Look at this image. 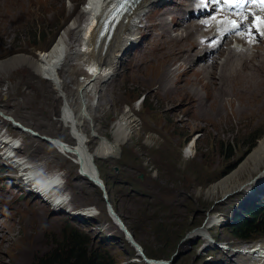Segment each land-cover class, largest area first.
Returning a JSON list of instances; mask_svg holds the SVG:
<instances>
[{"label": "rangeland", "instance_id": "obj_1", "mask_svg": "<svg viewBox=\"0 0 264 264\" xmlns=\"http://www.w3.org/2000/svg\"><path fill=\"white\" fill-rule=\"evenodd\" d=\"M87 6V0H0L1 54L8 57L20 52L38 58L46 52L40 51L42 48H51L53 44L63 48V40L69 52L62 69L51 68L49 73L36 76L22 64L16 70L0 75V107L8 113L4 114L0 109V118L4 120L0 123L13 121L9 122L10 127L5 131L18 133L20 151L30 152L31 145L23 138L27 135L42 150L44 168L47 166L48 171H59L65 180L66 175L76 177L82 189L87 186L88 194H81L78 207L70 202L63 204L67 212L90 210L94 215L91 221L85 220V228L84 219H73L72 214L63 216L64 221L73 223L71 225L61 227L52 221L51 225L43 226L41 224L48 220L46 216L22 223L24 218L35 213L25 210L15 225L8 226L11 229L0 234L11 235L7 244L9 248L24 230L39 224L43 248L13 263L42 264L49 252L73 241L80 242L86 250L95 251L104 258L102 263L109 264H148L136 255L134 244L139 245L145 258L164 263L178 256L174 264H240L238 252L264 241L263 229L253 235V243L231 233L234 214L239 216L242 206L254 201L247 200L240 205L241 198L248 196L242 189L249 191V182L264 173V163L250 173L256 162L249 159L264 138V96L252 94L244 106L238 103L236 97L240 93L263 90L264 51L255 60H242L256 63L237 65L240 61L236 59L242 52L235 53L234 48L227 51L228 43L218 50L222 59L216 58L218 51L213 54L215 68L206 75V72L199 74V67L202 66L190 65L182 67L184 71L180 69L178 77L176 71H172L180 63L176 61L170 68L172 74L165 77L166 63H172L177 57L173 54L156 56L154 38L165 46L168 44V29L163 25L160 14L155 15L150 24L145 16L151 10H144L136 26V38L143 26L152 25V28L141 34L142 38L135 46L119 53L115 74H110L97 91L99 99L96 102L101 105L99 129L91 134V125H80L79 130L83 128L84 134L88 133L86 141L81 143L77 139L81 132L64 116L62 119L59 110L65 101L61 82L72 81L71 70L75 66L83 70L74 75L80 81L84 69H88L81 60L82 55H72L73 49H84L80 43L88 21V13L83 11ZM76 30H80L76 34L79 38L74 35ZM169 36L176 40L180 38L177 34ZM262 44L263 41L253 47L261 51ZM1 54L0 58L4 57ZM224 61L228 63L225 67ZM216 65L220 66L218 71ZM153 79L155 84L152 86ZM164 86L170 89L164 90ZM186 90V96L179 94ZM214 93L221 95L222 100L216 99ZM143 96L145 98L141 103ZM125 111L133 114L136 126L116 143L114 156H98L93 161L95 168L92 167L93 176L90 177L101 184L96 182L97 186L88 179L79 178L78 166L74 162L77 158L64 151L61 153L50 139L74 146L78 142L84 155H90L99 147L98 138L115 144L113 126L121 120ZM200 113L203 118H210L198 122L195 114ZM185 146L188 148L183 149ZM83 166L86 167L85 161ZM237 171L239 176L236 179L240 182L237 190L226 195L221 190H209L214 183ZM258 182L251 189L264 185V181ZM66 191L67 198H70ZM249 192V198H253L255 190ZM256 196L261 202L264 188ZM254 219L256 222L264 219V212L255 214ZM205 228L206 232L203 231ZM126 232L131 235L130 239ZM0 242L4 243L6 239L0 237ZM11 255L9 251L0 252V257L5 258L2 263L9 264ZM226 256L229 260L222 263Z\"/></svg>", "mask_w": 264, "mask_h": 264}, {"label": "bare ground", "instance_id": "obj_2", "mask_svg": "<svg viewBox=\"0 0 264 264\" xmlns=\"http://www.w3.org/2000/svg\"><path fill=\"white\" fill-rule=\"evenodd\" d=\"M103 1L104 0H87L88 6L85 7L83 9V11L84 12L88 11V16H89L90 15V13H89L90 8L93 5H94L93 10H95L97 7V11H99L98 9L100 7V11H102L101 4ZM160 1L161 0H141L138 3V5L131 11V13H129L127 15L126 19L121 20L118 23V25L115 28L113 37L111 38V40H110V42H109V44H108V46L104 52L102 51L103 40L101 41L97 52L94 50L95 39H96L98 31L95 32L94 31L95 28H93L91 33H89L91 30V26L88 22H86L85 29H84L85 30L84 31V38H82L81 43H80V46L84 44V49H83L84 51H81V50L75 51L73 49L72 55H74V54L75 55H82L81 60L88 69H84V72L81 74V75H83V78L81 81L77 80L76 77H74V75L76 73H78L79 71H83V70L77 66L74 67L73 71L71 70L73 77H72V81H69L68 83H71L74 87H71V85H69L66 82V80L61 82V84H62L61 85V91L63 92L65 101H64L63 105H61L62 107L59 110L60 115L64 116L67 119L66 120L67 122L68 121L71 122L72 125L75 126L77 131L81 132V134H79L77 136V139L79 140V142L84 143L86 141L85 137L88 136V133H87V135L84 134L83 128L82 129L80 128V130H79L80 125L82 127H85L86 124L91 125L92 126L91 129L89 128L90 126L88 127L90 129V133L96 132V130L99 129L98 117H99V111L101 112V107H100L101 105H100V102H98V103L96 102L99 99L97 96V91L102 86V84L110 78V74L111 75L115 74L116 65H117V63H119V59H120L119 53H121L125 48H127V49L130 48L131 45L137 41L136 37L138 34V28H136V26L139 24V19H140V16L142 15V11L144 10V8L147 5H149L150 3L155 4L156 2H160ZM108 4H109V1L103 7H106ZM100 11H99V13H100ZM181 11H182L181 7L180 8L178 7L175 11H173V19H176L175 23H177L178 14ZM168 12H170L169 9H164L163 11L160 12V15H162L164 13H168ZM95 18L97 19V16H95ZM151 28H152V25L143 26L141 33L144 34L143 32H146L147 30H150ZM161 28H163V27L161 26ZM164 30H165V28L163 29V31ZM78 31H80V30H78ZM78 31L76 30L74 32L75 33L74 35L76 37H78L76 35ZM166 39H167L168 44H166L164 46L161 43H159V40L157 38H154L156 56L162 54L160 57H163V56H167L168 54H173L175 57H177L176 59L172 60V63L171 62L166 63L167 68H166L165 74H164L165 77L172 74V71H176V76L179 77L180 73H181L180 69L182 70V67H190V65H198L195 63H191V58H193L197 52L208 51V48L206 46L199 47L198 43H196V42L194 44H192V46H189L184 41V39L181 35H180V38L178 40H176L174 38H171L169 36V34L166 33ZM63 42H64L63 48H60L59 46L57 47L53 44V46L51 48L49 47V49L46 50V52L44 54L42 53L43 55H41V57H38V58L29 57L28 55H24L20 52H15L8 57H6L7 55L5 56L4 54L0 53L1 55H4V57H5V58L2 57L3 59L0 58V75L1 76L5 75L11 69L16 70L22 64H25V67L30 69L33 72V74L36 76L37 75L41 76V74L43 72L49 73L51 68L58 67L59 69H62V67L65 64V61L69 57V55H68L69 52L67 51L68 46H67V44H65V40H63ZM82 42H83V44H82ZM260 47H262V46H260ZM176 51H180V53L177 54ZM262 51H263V49H262ZM233 52L238 53L239 51L236 49H233ZM90 60H92L94 62V64L91 63ZM176 61H179L180 63L178 62L179 65L171 71L170 68H171L172 64H174ZM198 61H199V58H198ZM224 63H225V61H224ZM254 63H256V62L240 61L237 65H241V64L252 65ZM258 64L259 63H257L256 65H258ZM224 67H225V65H224ZM242 67H243V65H242ZM214 68H215V64H214V59H213V64L210 67H208V66L199 67V74H201V73L203 74L206 72L205 73V75H206L207 73H209L211 71V69H214ZM236 68H237V66H236ZM238 68H240V67H238ZM183 71L184 70H182V72ZM234 71H235V69H234ZM169 72H171V73H169ZM225 73H226V71H225ZM256 77H257V75H256ZM222 78H224V77L222 76ZM154 80L155 79L152 80V83L150 85L153 86L155 84ZM261 80L263 83L264 78ZM258 81L260 82V80H258ZM247 82H249V80H247ZM262 83H261V85H262ZM164 87H165V88H163L164 90H168V88H169V87L167 88L166 86H164ZM171 88H173V87H171ZM252 92L253 93H250V94H245V93L241 94L240 93L239 95H237L236 98L238 99V103L241 106L248 104L249 96L252 94H259V95L264 96V88L262 91H252ZM90 93H91V95H89ZM179 94L186 96L187 90L183 91V92L180 91ZM225 95L229 96V94H227V93ZM214 97H216V99H218V100H222V96L218 95L217 93H214ZM6 98H8V97L6 96ZM231 98H233V100H234V97H231ZM227 103L229 104L230 101H228ZM190 107H192V106H190ZM190 107H188V110H190ZM222 107H223V105H222ZM0 109L3 111L4 114H8L1 107H0ZM218 109H220V106H218ZM125 112L126 113L122 116L121 120L119 122L115 123L113 126V128H114V132H113L114 141H113V143H115V144H111L107 139L98 138V140H100L98 142L99 147H96V150L94 152H92V153L90 152V155L88 154V156L93 161L98 156H103V155H105L106 157L114 156V154H115L114 151L117 150L116 143L118 141H122L124 139V137L127 136V134L131 130L135 129L136 120L132 117L133 114L131 115L129 113V111H125ZM203 117L204 116L202 115V113H200L199 115L195 114V118L198 122H204L205 119L210 118V116H207L205 118H203ZM0 121H4V120L0 118ZM24 126L31 128L30 126H28L26 124H24ZM14 134L17 135L18 133H14ZM82 134H84V135H82ZM26 136L27 135H23V138H24V140H26V142H28L31 145L30 146V152L29 151L27 152L26 150L25 151L21 150L20 155H22V156L25 155L24 158L27 161H29L30 163H32L31 168H37L38 170H43V172H45L47 170V168H46L47 166L44 168V165H43L44 160L41 159L42 150L40 149L39 145L33 143L30 140V138L26 137ZM76 146L78 148H80L81 145L78 144V142H77ZM22 149H25V148L22 147ZM62 150L68 154H73L72 151L67 149L65 146L62 147ZM249 159L250 160L255 159L254 162H256L254 167L252 168V171H250V173L256 171L258 169V167L264 163V138L259 141L257 147L252 151L251 155L249 156ZM85 164H86V167L83 166V168L87 171V173H78L79 174L78 177L88 179L89 181H91L95 185L96 179L91 178L93 176L92 167L88 166L86 161H85ZM6 169H7V173L0 177V183H2L7 178L13 179L14 184H20L21 181H24L21 173L24 172L26 170V168L21 167V164L14 166L12 169H8V168H6ZM96 170H97V168H96ZM0 171H1V167H0ZM97 173L99 174L98 170H97ZM237 176H239V171L234 172L231 175H229V176L221 179L220 181L214 183L211 186V189H209V190H211V192H214L215 190H217V191L221 190L223 195H226V194L232 192L233 190H237L240 187V185H239L240 182H238V179H236ZM76 179H77L76 177H70L69 175H66L65 188L64 189L68 190L69 194L71 195V197L69 198V202L72 203L73 206L78 207L79 201L81 200V194L86 196L88 194L89 189L87 188V186L82 189V186L80 185V183ZM258 181H260V182L264 181V173L261 174L260 177L257 178L256 180L250 181L248 186H247L249 191L255 190L253 198H249L251 194L249 191H247L246 188L242 189V192L248 193V196H243L241 198V200L239 201L240 205H242L243 202H245L247 200H251V199L254 200L253 202H250V204H254L259 200L256 195L261 188H264V185L260 186V188L258 187L257 189H254V190L251 189L253 187H256V185L259 183ZM253 183H255V184H253ZM245 189H246V191L244 192ZM13 190L14 189H12V188H8L4 192L9 193V192H12ZM27 196H29V195H27ZM51 206H52V208L56 207L57 209H59L58 213H52L51 212V209H52ZM62 207H63V203H54V205H51L47 201L42 202L38 199H33V200L29 201L21 209L20 214L18 216H16L15 218H12L10 220L0 219V232H7L9 229H11L8 226L15 225L20 220L21 216H23L22 213L25 210H32L35 213L32 216L24 218L22 223L24 221H36L37 219H41L43 216H46L48 218V220L44 221L43 224H41L43 226L51 225L52 221H54V222L56 221L58 226H61V227L71 225L73 223L71 221H64L63 216L67 215V214H69V215L72 214V216L71 215L70 216L73 219H78V220L84 219L83 220V228H85V227H87L85 224V220L91 221L90 218H92L94 216L93 213L90 212V210H89V212H86V211L77 212L76 211L74 213V211H73V212L69 213L65 210H62ZM97 215L98 214H96V216ZM193 220H195V219H193ZM7 222H9V223L7 224ZM98 226H100V225L98 224ZM39 227H40V225L38 224L37 226H34L31 229L24 230L23 233L13 242L12 246L9 248L7 247V244L10 243L9 239L11 238V235L5 236L4 234H0V237H3L6 239V242H4V243L0 242V252H3V251L8 252L9 251L12 253V255L8 259L9 264H14L16 262V260H18V259L19 260L25 259V257L28 255V253H30V252L35 253L36 251H39L43 248V246H42L43 241H41L42 237H40L41 232L39 230ZM203 231L206 232L207 228L203 229ZM100 232H102L101 229H100ZM46 237H48V236H46ZM134 247H135V250L137 251V253L139 252V254H142L141 249L139 248L138 244L134 245ZM105 250H108V249H105ZM30 254H32V253H30ZM237 255H238V257L237 256L236 257L238 258V262L240 264H264V241H261V242H258V243L251 245L250 247L247 248L246 251L244 250L241 253L238 252ZM142 257H143V262L148 263V264H168L169 263V261H168V263H164V262L151 260L149 258L146 259L143 256V254H142ZM227 260H229L228 256H226L223 259L222 263L227 262ZM3 261H5V258L0 257V264H3L2 263Z\"/></svg>", "mask_w": 264, "mask_h": 264}, {"label": "trees", "instance_id": "obj_3", "mask_svg": "<svg viewBox=\"0 0 264 264\" xmlns=\"http://www.w3.org/2000/svg\"><path fill=\"white\" fill-rule=\"evenodd\" d=\"M143 96L141 103H143ZM261 211L260 206H243L242 213L235 217L231 233L244 240L252 241L258 230H264V219L255 221L254 216ZM102 256L95 251L86 250L80 242H67L63 248L52 250L43 258L42 264H109L102 263Z\"/></svg>", "mask_w": 264, "mask_h": 264}, {"label": "snow or ice", "instance_id": "obj_4", "mask_svg": "<svg viewBox=\"0 0 264 264\" xmlns=\"http://www.w3.org/2000/svg\"><path fill=\"white\" fill-rule=\"evenodd\" d=\"M217 2H220V0H217ZM222 2L229 7L236 6L239 3V0H222ZM252 3H256L259 5H264V0H251ZM247 19V17H245ZM255 21L258 22L259 24H264V19H261L260 17H255ZM232 27L233 28H239L240 23L237 21H231Z\"/></svg>", "mask_w": 264, "mask_h": 264}, {"label": "clouds", "instance_id": "obj_5", "mask_svg": "<svg viewBox=\"0 0 264 264\" xmlns=\"http://www.w3.org/2000/svg\"><path fill=\"white\" fill-rule=\"evenodd\" d=\"M9 122H13V121L10 119L8 122H5V124H4V123H0V132H3L4 135H6V134L8 133V134L6 135V137H8V136L11 134L10 130H9V132H8V131H5L6 128L10 127ZM14 124H16V123H14ZM6 125H8V127H5ZM16 125L19 126V124H16ZM2 127H4V130H3V131H2ZM22 128H23V127H22ZM26 129H27V128H26ZM28 130H29V129H28ZM29 131H30V130H29ZM9 133H10V134H9ZM17 137H18V136H17ZM16 141H18V140H16ZM16 141H15V142H16ZM18 143L20 144V146H19V149H20V147H21V143H20V141H18ZM16 144H17V143H16ZM18 152L21 153L20 150H19ZM23 173H24V172H22L21 175H23ZM33 174L37 175V171H34ZM3 182H5V183L7 184V186H10V187H11V185L14 183L13 179H11V178H7V179H5ZM20 185H22V186H26V185H28V184H27V183H24V181H21V183L19 184V186H20ZM0 219L8 220V219H6L5 217H0Z\"/></svg>", "mask_w": 264, "mask_h": 264}, {"label": "water", "instance_id": "obj_6", "mask_svg": "<svg viewBox=\"0 0 264 264\" xmlns=\"http://www.w3.org/2000/svg\"><path fill=\"white\" fill-rule=\"evenodd\" d=\"M127 236H128V238L130 239L131 238V235L129 234V233H127ZM134 245H137V244H134ZM142 255V254H141ZM143 258V257H142ZM147 259V258H146ZM178 259V256H173L172 258H171V260L169 261L170 263L169 264H174L175 263V261Z\"/></svg>", "mask_w": 264, "mask_h": 264}]
</instances>
